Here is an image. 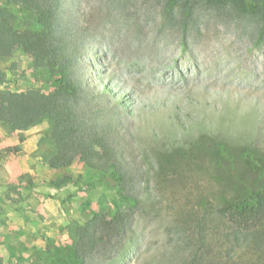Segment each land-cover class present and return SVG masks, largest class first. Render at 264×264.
Listing matches in <instances>:
<instances>
[{
  "label": "rangeland",
  "instance_id": "rangeland-1",
  "mask_svg": "<svg viewBox=\"0 0 264 264\" xmlns=\"http://www.w3.org/2000/svg\"><path fill=\"white\" fill-rule=\"evenodd\" d=\"M166 2L85 8L97 44L83 61L95 88L124 100L122 150L144 170L132 238L95 264H264V223L243 227L221 211L235 194L230 176L247 171L245 155L264 159V44L208 13L198 32L178 7L166 17ZM17 14L19 29L34 25L29 10ZM32 88L54 89L32 57L0 60V89ZM50 131L49 121L26 131L0 124V264H34L49 241L70 244L93 212H117L108 179L93 181L79 160L49 166Z\"/></svg>",
  "mask_w": 264,
  "mask_h": 264
},
{
  "label": "trees",
  "instance_id": "trees-1",
  "mask_svg": "<svg viewBox=\"0 0 264 264\" xmlns=\"http://www.w3.org/2000/svg\"><path fill=\"white\" fill-rule=\"evenodd\" d=\"M92 2L96 0L0 3V60L22 51L49 75L54 86L48 93L36 88L22 93L0 89V124L13 131H26L49 121L55 146L49 166L66 168L79 160L92 172L93 181L108 179L120 200H114L117 212L113 216L93 212L90 220L76 229L70 244L58 246L49 241L34 264H95L98 258L108 261L135 231L134 208L140 203L144 170L122 150L120 118L127 112L124 100L110 89L95 88L83 61L90 47L97 44L88 9L85 11ZM176 7L184 23L198 32L203 28L197 21L208 13L212 18L233 20L241 36L253 39L254 47L264 44V0H167L166 17L173 18ZM17 10H29L34 25L19 29ZM244 165L247 171L230 176L235 194L221 211L243 227H255L264 223V182L254 189L247 178L252 175L264 180V159L248 153ZM71 181L67 177L53 185L61 187Z\"/></svg>",
  "mask_w": 264,
  "mask_h": 264
},
{
  "label": "crops",
  "instance_id": "crops-1",
  "mask_svg": "<svg viewBox=\"0 0 264 264\" xmlns=\"http://www.w3.org/2000/svg\"><path fill=\"white\" fill-rule=\"evenodd\" d=\"M18 230H20V229H18ZM22 234V233H21Z\"/></svg>",
  "mask_w": 264,
  "mask_h": 264
}]
</instances>
